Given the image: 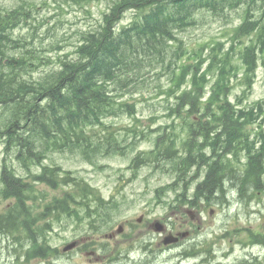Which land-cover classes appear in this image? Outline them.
<instances>
[{
	"label": "trees",
	"instance_id": "16d2710c",
	"mask_svg": "<svg viewBox=\"0 0 264 264\" xmlns=\"http://www.w3.org/2000/svg\"><path fill=\"white\" fill-rule=\"evenodd\" d=\"M124 12L134 15L117 27ZM203 12L225 19L236 15L241 20L234 28L229 52L220 53V46L212 48L209 69L215 81L205 95L181 85L190 66L180 64L187 48L178 37L187 27L203 22ZM27 13L21 6L0 10V107L7 113L0 123V137L4 151L15 149V158L26 171L41 164L51 151L77 153L94 163L98 157L123 155L135 147L145 133L132 131L134 136L121 139L106 120L125 113L133 116L134 105L125 104L116 91L145 88L147 74L160 68L172 83L165 93L176 100L169 111L181 120L164 126L145 159L138 155L133 160L134 167L144 160L154 168L170 163L175 180L156 193L179 184L183 204L217 201L225 205L233 192L247 204L264 190V99L240 106L247 88H253L259 66H264V0H115L100 26L82 34L75 58L60 59V68L39 79L31 74L44 65L43 58L27 40L14 36L20 23L27 21ZM240 36L250 40L240 46ZM240 71L243 90L232 101L231 78ZM191 82L206 83V78L194 75ZM181 134L185 139L177 149ZM60 170L42 165L34 176L55 189L73 182L64 199L55 197L42 206V196L31 198L32 184L6 161L2 163L0 200H11L13 205L0 214V234L17 244L13 247L16 261L47 259L48 230L62 217L78 218L73 205L94 215L97 227L111 219L110 202L101 200L87 184L74 183L66 172L59 177ZM195 180L193 199L187 200L186 191ZM248 239L264 246L263 233L251 232ZM106 251L111 250L106 247Z\"/></svg>",
	"mask_w": 264,
	"mask_h": 264
},
{
	"label": "rangeland",
	"instance_id": "374dc122",
	"mask_svg": "<svg viewBox=\"0 0 264 264\" xmlns=\"http://www.w3.org/2000/svg\"><path fill=\"white\" fill-rule=\"evenodd\" d=\"M114 1L87 0L77 3L75 0H0V10L10 11L21 6L22 11L28 12L27 21L20 23L21 25L15 30L14 36L27 40L32 44L34 53L43 58L44 65H40L41 67L31 74V78L39 79L44 76L45 72H52L60 68V59L72 60L75 58L77 49L82 42V34L99 27L102 23L103 14H106ZM203 14V22L187 27L179 32L178 37L182 40L183 46L187 48L180 64L190 66L187 75L184 72L186 78L183 79L181 85L184 90H195L196 93L200 92V94L205 95L215 81V76L211 75L214 72L211 71V68L209 69L212 62L209 60L212 48L220 46V53L229 52L228 50L233 45L231 38L233 40L235 37L233 36L234 28L241 24V20L236 15L225 19L222 16L214 17L206 12ZM133 15V12H124L117 27L121 23H129ZM249 40L240 36V46L245 45ZM45 58L48 59L49 63H46ZM200 69L202 70L201 73ZM205 71L209 74L207 75ZM158 73L159 75H157ZM166 73L167 71L164 69L158 68L147 74L145 88L130 92L116 91L121 93L125 104H132L135 109L133 116L125 113L117 118L108 119L107 124L115 129L121 139L129 135L134 136L132 131L134 134L138 132L137 135H139V131L143 128L148 132L149 128L154 129L151 133L156 135L160 132L157 130L159 126L165 125L172 119L181 120L169 111L176 100L174 96L171 97V94L167 96L165 93L172 85ZM180 73L181 71L178 74ZM237 74L235 78H231L233 87L231 100L243 89L240 84L242 72ZM194 75L197 77L204 75L206 83H192L191 79ZM247 90V96L244 98L248 97L246 99L248 103L264 99V66L261 65L258 70L252 90L250 88ZM5 116H7L6 111L0 107V123ZM144 136H140L137 141L138 145L125 155L99 158L96 165L86 162L77 153H54L51 151L46 154V158L41 164L31 165L29 172L15 158V149L8 153L4 151L5 142L0 137V175L2 163L6 161L8 165L14 168L17 175L22 176L32 184V199L37 195L43 197L42 206L46 200L51 201L55 197L60 198L61 195L69 193L72 189V183L55 189L43 182L34 180V176L40 174L42 165L58 166L61 169L59 177H63L66 172L68 176L76 178L77 181L81 178L92 187L97 188L106 200L111 202L116 200L119 208H113L111 204V207L108 208V214L113 220L110 224L111 229L107 232L116 230L119 224H126L127 221L133 225H127L123 235L110 244L104 239L101 240L102 245H106L107 248L115 251L112 262L107 260L104 264H201L199 257L196 261L189 262L178 258V253L182 254L186 247H190L189 240L183 248H180L181 251L177 249L163 253L159 251L148 253L144 249L145 242L153 241V244L146 245L153 247L158 240L156 234L154 236L149 233V230L152 231L151 229H146V226L153 219L162 218L168 223L178 224L179 215L171 206L180 207L174 203V200L177 194L181 193L178 184H175L173 191L165 192L160 197L155 192L159 187L167 184L172 185L174 182L175 175L172 173L170 163L160 167L164 168L165 172L153 170V165L149 164H141L135 172L132 165L134 157L140 152H149L153 148L154 142L145 140ZM141 139L144 140L140 141ZM37 146H39L38 143ZM192 187L194 189L195 183L192 184ZM191 192L192 190L186 191V195H191ZM236 197L237 194L233 192L231 198L236 199ZM163 201H166L167 204L165 205ZM27 204L28 207H31L28 202ZM12 205L13 201L11 200H0V214L6 212L7 208ZM211 209L214 210L213 214L210 213ZM40 211L36 209V212ZM140 216H143V220L139 224L136 219ZM196 217L197 222H201L197 226L202 227L195 235L201 234L199 240L206 241L212 246L211 253L205 260L206 264H244V260H251L254 257L257 261L264 260V248L254 246V241L250 242L248 239V234L251 232L264 234V190L260 191L250 204H244L243 200L234 204L230 203L229 206L212 204L204 213L200 215L195 213V219ZM52 225L53 230L50 235H47V238L53 246H60L66 238L68 239L67 242H70L74 239L69 238L80 237V234L74 233L72 229L62 232L58 229V224L52 223ZM226 230L230 231V234L228 238L224 239L222 234L224 231L226 233ZM56 232L59 236L55 235ZM107 232L104 230L98 235L90 231L88 233L92 234L95 239H101L103 234ZM86 237L84 235V240H88ZM12 243L11 238L7 240L0 234V264H17L13 256L15 254L13 247L17 244ZM24 245L22 244V246ZM18 249L19 246H17V251ZM40 262L43 264V261ZM86 263L87 258L85 256L75 255L69 264ZM251 264L259 263L252 262Z\"/></svg>",
	"mask_w": 264,
	"mask_h": 264
},
{
	"label": "flooded vegetation",
	"instance_id": "af4514ba",
	"mask_svg": "<svg viewBox=\"0 0 264 264\" xmlns=\"http://www.w3.org/2000/svg\"><path fill=\"white\" fill-rule=\"evenodd\" d=\"M164 224H165V226H166V232L176 234V233H178L179 231L183 230L184 227H187V226H188V221H184L183 223L178 224L177 227L174 226L173 224H169V223H164ZM158 237H160V241H159V242H156L155 245H156V247H157L158 249L163 250V251H165V250H167V249L181 248V247H183L184 242H185V240H180V241H179L177 244H175V245H169V246L164 247V246L161 245V236H158ZM150 249H151V246H150ZM94 259L96 260V262H97V261H102V260H101V257H96V258H94ZM91 262H92V261L89 260V263H91ZM28 263L31 264L30 262H28Z\"/></svg>",
	"mask_w": 264,
	"mask_h": 264
},
{
	"label": "water",
	"instance_id": "95a60500",
	"mask_svg": "<svg viewBox=\"0 0 264 264\" xmlns=\"http://www.w3.org/2000/svg\"><path fill=\"white\" fill-rule=\"evenodd\" d=\"M155 225H154V229L157 231V232H160V231H162V225L159 223V222H155L154 223ZM118 232L120 233L121 232V228L120 229H118ZM180 236L181 237H184L185 236V234H180ZM178 239L177 238H174L172 235H168V236H166L165 238H164V243L165 244H169V243H172V242H176ZM74 243L73 244H71V245H68V246H66L65 247V250H69V249H72L73 247H74Z\"/></svg>",
	"mask_w": 264,
	"mask_h": 264
},
{
	"label": "bare ground",
	"instance_id": "6f19581e",
	"mask_svg": "<svg viewBox=\"0 0 264 264\" xmlns=\"http://www.w3.org/2000/svg\"><path fill=\"white\" fill-rule=\"evenodd\" d=\"M238 180H239V178H238ZM222 236L225 239V238H228L229 234L223 232ZM181 257H182V259H185V260H192V259H195L194 257H196V256H195L194 252L184 250L183 253L181 254Z\"/></svg>",
	"mask_w": 264,
	"mask_h": 264
}]
</instances>
